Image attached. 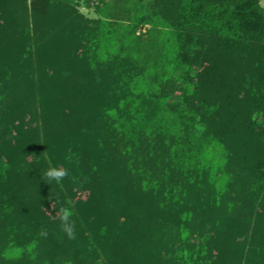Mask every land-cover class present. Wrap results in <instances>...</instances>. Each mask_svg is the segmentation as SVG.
Returning <instances> with one entry per match:
<instances>
[{"label":"trees","instance_id":"1","mask_svg":"<svg viewBox=\"0 0 264 264\" xmlns=\"http://www.w3.org/2000/svg\"><path fill=\"white\" fill-rule=\"evenodd\" d=\"M77 1L0 0V158L8 166L0 170V259L22 264L43 251L45 264L70 259V264H177L176 254H188L186 264H240L246 252L250 264H264V243L250 240L253 246L245 251V240L232 245L231 224L223 225L219 236L204 229L207 204L201 200L184 208L176 200L178 212L166 218L150 214L130 233L128 216L117 223L132 193H145L148 183L157 185L155 168L146 165L138 172L139 182L127 184L119 157L133 144L160 139L166 161L215 187L223 181L217 174L226 154L222 138L193 127L208 117L189 105L199 95L182 84L178 103H166L163 95L179 82L177 72L188 60L182 55L187 30L197 31L209 51L227 58L237 49L264 44V7L258 0H171L179 27L168 28L171 22H156L134 0L97 4L101 17L92 22L77 14ZM141 24L150 26L137 33ZM258 78L264 88V71ZM213 85L218 95L229 87ZM224 100L221 116L227 115L224 120L232 125L234 100L230 93ZM30 112L35 115L27 123L25 113ZM240 133L252 142L246 132ZM260 144L244 156L264 191ZM25 145L37 147L30 160L31 149ZM50 167L68 169L69 175L59 184L47 182L43 176ZM74 174L87 178L82 187L88 189V196L70 206L76 209L71 217L76 238L61 232L57 244L43 250L34 237L47 229L39 207L46 199L58 204L60 194L69 196ZM28 184L35 186L29 195ZM89 196L99 205L94 207Z\"/></svg>","mask_w":264,"mask_h":264},{"label":"rangeland","instance_id":"2","mask_svg":"<svg viewBox=\"0 0 264 264\" xmlns=\"http://www.w3.org/2000/svg\"><path fill=\"white\" fill-rule=\"evenodd\" d=\"M112 1L79 0L73 2V6L77 10V14L83 16V20L87 19L92 22L101 17L97 12L96 5H103V3H111ZM227 1L231 3V0ZM258 1L264 7V0ZM132 4L134 6L137 5L144 14L151 13L156 22H171L172 25L168 24V28L179 27L177 22H173L174 16L170 9L172 6L171 0H134ZM131 12L132 14L135 13L134 10ZM59 16L58 20L62 23L64 15L61 16L60 13ZM149 26L150 24L139 25L137 33L144 32ZM187 32L189 35L183 44L182 55L186 56L188 60L184 68L181 67L182 72H177L179 82L167 88L163 99L166 103H178L183 91L179 88L181 84L189 86L193 94L199 95L200 99H196V96L190 98L189 102L191 104L189 105L199 112L200 115L205 114L208 117L206 116L207 119L204 122L201 119L200 121H195L193 127L200 130L204 129L207 132L212 131L215 135L218 134L222 138V142L226 146V154L223 163L224 167L218 169L217 174L222 177L223 181L219 183L218 187H215L212 183L206 182L207 180L203 181L202 176L195 175L191 170L187 172L181 169L180 164H172L170 160L166 161L167 157L164 154L166 152L163 149L164 144L159 141L160 139L152 141L153 144L148 140H144L140 143L142 145H139V147L133 144L123 157H119V163L127 178V184L130 186L136 185L135 183H138L140 180L138 172L142 169L144 170V167L149 166L147 168H155L156 174L154 175L157 179V185L150 186L151 184L148 183L145 193H132V202L125 208L126 210L117 215V219L119 218L117 223L125 220V217L128 216L130 222L127 229L130 233L132 228H136L137 225L139 226L140 222L150 214L154 216L161 214L166 218L168 215L178 212L179 207H175L176 200H182L183 207L181 208L191 207L201 200V203H204L203 206L207 204V211L202 215L205 223L204 226H206L204 229L214 230L218 232L219 236V231L225 230L223 225L231 224L234 230L232 235L235 240L232 245H242L240 243L245 240L246 245L244 249L246 251L249 247L253 246L252 243L249 244L250 240L254 244H257V242L264 243V191H260L256 175L251 168L249 160L244 156L246 152L248 153L249 147H256L260 142V146L264 145V88L261 86L258 78L259 73L264 71V44L237 49L230 57L224 58L215 51H209L205 38L200 37L197 31L187 30ZM206 55L207 57L205 58ZM201 58H203V61L199 63L198 59ZM210 66L214 67L213 73ZM224 83L229 86L226 89V93H230L234 100L231 106L233 107L231 111L233 115H230V122L233 121L232 125L224 120H228L227 115L224 116V119L221 116V113L224 115L225 108L223 107L227 104L225 100L224 103L222 102V98H225L226 93L218 95L215 92L216 90L212 88V84ZM34 115L33 112H30V114L25 113L26 122L29 123L32 119L31 117ZM237 124L238 128L236 129L235 126ZM7 129V136L11 137L13 131L12 124ZM241 131L246 132L245 135L252 142L248 143L245 140L246 137L241 135ZM28 148L29 150L31 149L30 153H32L27 157L30 160L33 158L37 147L25 145V149L28 150ZM3 160L4 158L1 157L0 170L5 171L8 166L6 164L3 165ZM71 179L73 188L71 187L68 190L69 196L60 194L59 200L61 203L58 204L46 199V204L42 203L43 205L39 207L40 212L43 213L44 220L47 222L48 236L47 238L42 237L39 235L40 230L37 229L39 233H35L34 237L40 242L43 250L45 246H55L61 238V232L63 231L61 230V222L57 216L59 209L63 206H73L80 199L81 195L83 197L88 196L86 192L88 189L83 190L82 187L87 178L82 174H74L71 176ZM34 187L28 184V195L34 191ZM82 190L83 193L80 194L79 192ZM89 200L94 204V207L99 205L96 197L89 196ZM36 201H40V199ZM74 210H76L75 207H73ZM83 210L85 208L81 210V214ZM89 212L87 213L89 214ZM223 218L228 220L222 224ZM155 220L157 223V219ZM205 235L207 236V234ZM40 252V255L36 259L34 257L26 259L22 264H45L46 254H43V251ZM246 255V252L243 253L240 264L251 263ZM174 258L177 259V264H186L188 254H176ZM68 261H71V259ZM68 261L64 264H70ZM0 264L17 263L7 262L1 258Z\"/></svg>","mask_w":264,"mask_h":264},{"label":"clouds","instance_id":"3","mask_svg":"<svg viewBox=\"0 0 264 264\" xmlns=\"http://www.w3.org/2000/svg\"><path fill=\"white\" fill-rule=\"evenodd\" d=\"M69 175L68 169L59 167H50L45 170L43 179L47 182L55 180L57 184L62 182ZM73 210L71 207H61L57 214L58 219L61 222V230L67 235L69 239L76 238L75 221L71 220ZM39 235L47 238L48 231L46 228L41 229Z\"/></svg>","mask_w":264,"mask_h":264}]
</instances>
